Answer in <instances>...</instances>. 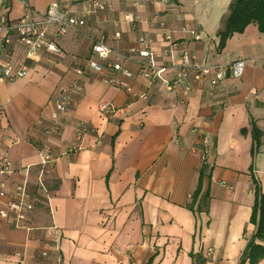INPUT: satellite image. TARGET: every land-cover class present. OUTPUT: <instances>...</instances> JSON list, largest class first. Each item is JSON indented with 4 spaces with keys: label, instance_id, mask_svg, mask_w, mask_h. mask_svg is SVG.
<instances>
[{
    "label": "crops",
    "instance_id": "obj_1",
    "mask_svg": "<svg viewBox=\"0 0 264 264\" xmlns=\"http://www.w3.org/2000/svg\"><path fill=\"white\" fill-rule=\"evenodd\" d=\"M52 1L5 0L0 19L5 7L9 24L40 18ZM58 1L86 20L63 37L51 27L60 54L30 56L14 31L0 50L28 69L24 77L0 78V151L11 161L10 186L28 178L35 192L40 150L48 143L57 156L46 208L37 202L29 229L0 220V264H194L192 253L206 264H239L256 230L254 179L264 191V33L251 24L218 51L232 0H109L95 14L83 11L84 0ZM129 12L141 19L128 23ZM141 36L151 40L156 62L148 77L145 60L130 53ZM100 41L128 57L132 92L108 81L123 77L106 65L87 66L89 59L106 63L93 51ZM183 48L203 65L243 59L245 72L226 78L214 95L205 81L184 96L163 82L176 75ZM75 82L78 100L48 140L55 102ZM102 101L117 113L100 112ZM83 124L91 131L79 140ZM253 124L262 132L256 151ZM6 201L0 197V205Z\"/></svg>",
    "mask_w": 264,
    "mask_h": 264
},
{
    "label": "built area",
    "instance_id": "obj_2",
    "mask_svg": "<svg viewBox=\"0 0 264 264\" xmlns=\"http://www.w3.org/2000/svg\"><path fill=\"white\" fill-rule=\"evenodd\" d=\"M5 0H0L3 3ZM25 1V0H19ZM83 11L86 14H95L99 11L107 10L111 7L109 0H84ZM8 7L3 10L2 19H0V50L12 42L10 31L16 33L17 39L26 48L28 55L37 56L42 51L61 53L58 43L51 37L50 30L52 26H57L56 37L65 36L71 28H76L86 24L82 17L74 15L67 7L63 6L60 1L53 0L47 7V10L40 18H32L25 15L16 23L7 22ZM141 19L139 14L129 12L125 16L128 23H135ZM165 27V23H161ZM195 38H200V34L192 31ZM166 39L173 42L170 32L166 34ZM94 54L106 63H100L95 59H89L87 66L96 71H103L106 67L111 68L116 73L122 75L121 78H110L109 82L132 92V86L129 79L133 78L134 73L125 66V60L128 58L117 53L113 48L100 41L94 45ZM131 54H137L144 59V76H150L156 67L154 54L151 49V40L146 36H141L137 44L130 48ZM114 58V59H111ZM246 62L243 59L236 60L230 64L203 65L200 64L196 57L188 48L181 51V59L178 70L173 79H163L169 90L181 88L184 96H187L193 89L195 82H209L210 95H214L216 88L226 78H241L245 72ZM165 69L158 71L152 78L160 77V73ZM28 69L24 64H18L8 60L0 51V78L14 79L27 75ZM81 86L75 82L71 87L64 89L63 93L55 102V108L51 115V123L44 127L47 139L53 138L62 128L61 118L78 100ZM99 110L106 116H113L117 113L116 107L108 101H102L99 104ZM91 131L88 125L83 124L77 131V139L81 140L83 136ZM77 149V148H76ZM40 161L37 170L36 191H32L31 182L25 178L21 182L12 186L9 184V176L13 173L11 161L5 150L0 151V197L6 198V203L0 205V220L6 222L14 228H27L28 215L37 207V192L48 193L47 177L52 172L56 154L53 152L50 144H46L40 150ZM46 254V253H44Z\"/></svg>",
    "mask_w": 264,
    "mask_h": 264
},
{
    "label": "trees",
    "instance_id": "obj_3",
    "mask_svg": "<svg viewBox=\"0 0 264 264\" xmlns=\"http://www.w3.org/2000/svg\"><path fill=\"white\" fill-rule=\"evenodd\" d=\"M251 24H256L260 32L264 33V0H232L230 11L224 20L223 29L219 32L220 43L218 51L221 52L226 46L227 40L235 33H243ZM254 149H258L262 132L255 124L252 127ZM255 187L256 202L253 208L251 222L255 224V232L248 238V243L243 251L239 264H259L264 260V191L259 182L253 180ZM48 187L49 183H48ZM200 193V186L193 195V204L196 203ZM38 204L46 208L45 194L37 192ZM205 200V199H204ZM200 204V203H199ZM193 205H191L192 207ZM200 208V207H199ZM207 211L208 209L205 208ZM194 264H206L207 258L201 253L191 254Z\"/></svg>",
    "mask_w": 264,
    "mask_h": 264
}]
</instances>
